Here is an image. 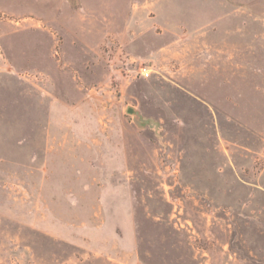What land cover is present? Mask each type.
Returning a JSON list of instances; mask_svg holds the SVG:
<instances>
[{"label":"rangeland","instance_id":"1","mask_svg":"<svg viewBox=\"0 0 264 264\" xmlns=\"http://www.w3.org/2000/svg\"><path fill=\"white\" fill-rule=\"evenodd\" d=\"M88 1L0 0V264H264V0Z\"/></svg>","mask_w":264,"mask_h":264},{"label":"crops","instance_id":"2","mask_svg":"<svg viewBox=\"0 0 264 264\" xmlns=\"http://www.w3.org/2000/svg\"><path fill=\"white\" fill-rule=\"evenodd\" d=\"M87 1V0H86ZM89 3L93 4V9H95V12L97 11V8L100 6V9L105 7L107 10H113V9H116L117 6L121 7V10L123 11L122 12V22H126L128 23V15L129 13L127 14L128 12V5H127V2L125 4L124 1H120L119 5H118V2H114L113 0H89L88 1ZM125 9V10H124ZM93 13V10L91 11ZM124 12H125V16H124ZM125 19V20H124Z\"/></svg>","mask_w":264,"mask_h":264},{"label":"water","instance_id":"3","mask_svg":"<svg viewBox=\"0 0 264 264\" xmlns=\"http://www.w3.org/2000/svg\"><path fill=\"white\" fill-rule=\"evenodd\" d=\"M70 3H73V0H68ZM127 112L129 113V114H132V115H136L137 114V112L134 110V109H132V108H128L127 109Z\"/></svg>","mask_w":264,"mask_h":264},{"label":"built area","instance_id":"4","mask_svg":"<svg viewBox=\"0 0 264 264\" xmlns=\"http://www.w3.org/2000/svg\"><path fill=\"white\" fill-rule=\"evenodd\" d=\"M144 76H148V73L147 72H143L142 73Z\"/></svg>","mask_w":264,"mask_h":264}]
</instances>
